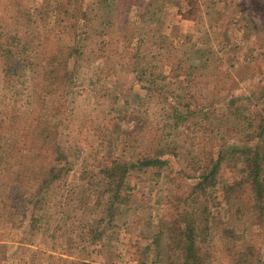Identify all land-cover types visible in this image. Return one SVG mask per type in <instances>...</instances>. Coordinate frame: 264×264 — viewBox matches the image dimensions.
I'll return each mask as SVG.
<instances>
[{"label": "rangeland", "instance_id": "374dc122", "mask_svg": "<svg viewBox=\"0 0 264 264\" xmlns=\"http://www.w3.org/2000/svg\"><path fill=\"white\" fill-rule=\"evenodd\" d=\"M1 32L4 37L0 34V44L13 53L34 38L29 46L37 50L38 65L46 70L49 65L45 60L53 51L63 52L74 47V43L82 50L81 71L89 74L86 88L81 98L76 99L75 117H70L69 121L64 116V120L57 121L61 126L58 141L62 139L66 147L78 146L82 150L80 161L85 160L96 176L100 167L95 166L109 156L130 161L138 153L142 154L140 148L145 141L139 148L141 138L137 134L134 138V120L138 118L167 135L170 148H176L180 158H166L169 164L161 170L160 176H155L156 168L130 172L123 190L130 201L113 214L112 223L100 241L90 242L84 225L89 224L93 216L102 217L105 213L101 211L87 215L86 209L79 210L74 222L68 221L70 226L75 223L69 230H58L55 238L41 231L28 239L31 241L26 243L30 245L25 249L19 231L7 229V235L4 234L3 217L0 216V264H151L154 260L157 264H168L164 247L166 233L160 239L159 248L152 243L148 253L145 251L142 256V252L151 242L150 234L177 209L173 195L194 185L195 180L185 178L198 177L200 173V168L194 171L192 162H199L202 153L223 151L225 158L219 180L222 183L239 180L237 171L241 159L231 157L226 150L238 144L245 134H252L246 129L247 122L243 118H256L253 121L257 122L261 115L264 117V99L261 98L264 90V0H0ZM27 52L24 54L30 53ZM136 52L148 58L142 65L152 68L154 78L165 75V80L158 77L156 81L165 96L157 92L148 94L140 88L134 75ZM3 87L0 81V99H3L0 110L6 104L13 106L11 101L21 90L19 85L5 86L2 90ZM139 96L147 98L141 100ZM163 96L167 104L184 112L187 105L197 109V116L179 122L178 127L171 125V114L165 108ZM149 130L146 127V131ZM112 131L113 139L110 138ZM102 134L107 137L104 139ZM113 144L117 149L113 147V153H109ZM23 156V160L16 156L11 172L30 176L28 181H23L21 193H16L18 197L26 193L29 197L40 185L30 171L37 170L42 158L32 152ZM80 161L64 180L71 190L84 184L79 179L80 172H76ZM181 169L187 172L185 177L179 174ZM63 185L58 189L55 185L41 188L36 195L52 204L60 198ZM222 186L218 194L207 190L186 203L192 207L198 200L196 208L207 206L210 212L217 210L218 202L223 208L245 205V215L238 216L239 221L227 218L226 224L217 225L223 211L214 215L212 235L208 238L215 247L214 255L206 264H237L240 250L245 252L253 241L259 246L264 243V218L253 208L250 192L232 194L233 201L228 206L225 203L229 195L223 192ZM8 204L16 220L18 201ZM56 210L49 205L43 213L48 217L54 211L60 213ZM1 214L5 215L2 210ZM56 224V220L51 222L52 226ZM225 227L240 234L239 240L230 237L225 244L222 236ZM250 232L254 233L248 235ZM82 234L89 241L83 245ZM110 236H113L112 241L119 239L117 245L108 243ZM248 257L252 259L249 254ZM12 258L14 260L10 261Z\"/></svg>", "mask_w": 264, "mask_h": 264}, {"label": "trees", "instance_id": "16d2710c", "mask_svg": "<svg viewBox=\"0 0 264 264\" xmlns=\"http://www.w3.org/2000/svg\"><path fill=\"white\" fill-rule=\"evenodd\" d=\"M0 34L3 38L2 32ZM11 39L17 40V37H11ZM29 43H34V38H31ZM29 43L23 45L21 50H16L15 53L0 44V67L4 68L0 69V81L4 84L2 90L5 89V86L13 88L14 85H19L21 88L20 91H17L18 95L14 96V100L11 101L9 97H4V100L13 102V106L6 104L0 110V211L2 210L6 215L1 214L0 216L3 217L1 225L5 228L4 234L7 229L19 231L22 234L21 243L24 244L22 246L25 249L30 245V243H26L31 241L28 239L41 231L48 232L49 237L55 238L58 230H69L75 223L70 226L68 221H73L79 210L84 209L85 211L86 209L87 215H96L99 211L105 213L101 214L100 218L93 216L89 220V224L84 225L89 232V241H100L104 238L107 226L112 223L113 214L115 215L118 208H122L130 201V196L123 193L130 172L138 173L145 169L156 168L155 176H160L161 170L169 164V160L166 158L178 159L180 154L176 148H170L167 135L165 137L156 126L147 121L142 122L141 118H138L139 120H134V138L135 134L140 136L139 148L145 141L142 147L144 150L140 148L141 152L139 151L142 154L138 153L134 156V160L130 161L109 156L95 166L100 167L99 174L96 176L93 170H89L85 160L80 161L82 150L78 146L66 147L62 144V139L60 142L58 141L61 135L59 132L61 126L57 121L60 118L63 119L64 116L69 121L70 117L73 118L77 110L76 99L81 98L82 92L86 88L85 80L89 74L86 71H81L83 65L79 63V60L83 55L82 50L74 43V47L62 50L63 52L53 51L45 60V62L48 60L49 65L46 70L38 65L40 56H37V62L35 57L37 50L30 47ZM25 52L30 53L24 54ZM140 55H142L140 52L134 54V75L136 74L140 88L148 94L157 92L159 96H165L164 92L156 86L157 78L165 80V75L154 78L152 68H145L142 65L143 62H147L148 58ZM164 96L161 99L167 104V98ZM145 98L147 97L139 96L141 100ZM261 98L264 99V90ZM1 102L3 103V99H0ZM256 105L259 107L258 102ZM184 107L185 112L171 104L165 106L171 114V125L178 127L179 122L187 120L190 116H197L199 112L197 109L189 105ZM52 119H55L56 122ZM254 119L256 118H243L247 122L246 129H250L252 134H245L238 144L234 143L226 150L227 153H231V157L241 159V166L237 171L241 178L239 180L235 178L232 182L224 181V183L219 180L220 167L225 158L222 156L223 151H220L219 154L202 153V159L199 162H192L194 171L201 169L198 177H185L187 172L185 169H181L179 174L187 180H195V183L189 185L187 190H180L173 195L177 209L169 218L162 221L160 228L155 233L150 234L151 237L148 238H151V242L143 249L142 256L146 254L145 251L149 252L152 243H155L159 248L161 246L160 239L166 233L167 241L164 243V247L168 264H206L212 260L215 247L210 241L208 242V238L212 235L213 218H216L214 215L223 211L220 214V217H223L220 223L216 222L217 225L226 224L227 218L239 221L238 216L245 215L243 212L245 205L242 204L235 208L224 206L223 208L218 202L215 208L217 210L210 212V208L207 206L197 209L198 200H195L192 207L186 203L197 194L207 193V190L218 194L221 184L224 185L222 186L223 192L229 195L226 196V205L231 206L232 194L238 192L237 194L241 195L250 192L253 208L264 218V151L262 150L264 147V117L261 115L257 122H254ZM146 127L150 128L149 132L146 131ZM102 135L104 139L107 137L106 134ZM112 135L113 131L110 138ZM147 135L149 137L146 139ZM113 147L117 149V145L113 144L109 153H113ZM27 152L37 153L42 158L36 166L37 170L30 171L33 173L32 178L40 183V185L37 184L39 185L36 188L37 194L41 188L49 189L55 185V188L58 189L64 183L60 198L54 203L46 201L43 196L38 197L36 192L29 197L26 196L27 193L22 197L16 195V193H21L23 181H28L30 176L19 171L11 172V168L16 156L19 155L23 160V155H27ZM79 161L80 168L76 172H80L79 179H82L84 184L82 183L77 189L71 190L67 188L68 182L64 180L74 171V167ZM202 162L205 166L201 164ZM27 167L34 169L30 164H27ZM6 171L7 173H5ZM15 195L16 198L13 197ZM15 201H18L17 207L19 206L18 212L15 214L16 220H14L11 207L8 204H13ZM6 205L7 208H5ZM49 205L55 210L58 209L56 211H60V213L54 211L47 217L48 214L43 211L48 209ZM232 209L235 210L234 214ZM57 214L60 215L58 218ZM53 220L57 221L55 226L51 225ZM235 232L234 229L225 227L222 231L223 242L226 244L230 237H233L235 241L239 240L240 234H235ZM252 233L254 232H250L248 235ZM241 235L244 236V234ZM254 235L250 238H253ZM56 237L58 236L56 235ZM112 237H109L108 243L117 245L116 242L119 239L113 238L112 241ZM81 239V245L85 244L87 240L84 234ZM249 245L245 252L239 251L237 264H264V243L259 246L253 241ZM248 254L252 259L248 257ZM13 260L14 258L10 259V261ZM157 263L158 261L154 260L151 264Z\"/></svg>", "mask_w": 264, "mask_h": 264}]
</instances>
